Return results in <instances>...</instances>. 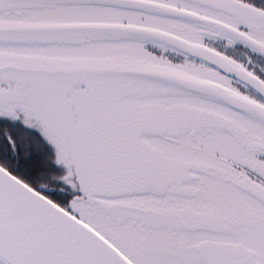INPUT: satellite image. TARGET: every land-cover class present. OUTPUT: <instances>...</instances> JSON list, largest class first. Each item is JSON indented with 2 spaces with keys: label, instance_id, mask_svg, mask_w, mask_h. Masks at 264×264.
Masks as SVG:
<instances>
[{
  "label": "snow or ice",
  "instance_id": "obj_1",
  "mask_svg": "<svg viewBox=\"0 0 264 264\" xmlns=\"http://www.w3.org/2000/svg\"><path fill=\"white\" fill-rule=\"evenodd\" d=\"M0 264H264V0H0Z\"/></svg>",
  "mask_w": 264,
  "mask_h": 264
}]
</instances>
